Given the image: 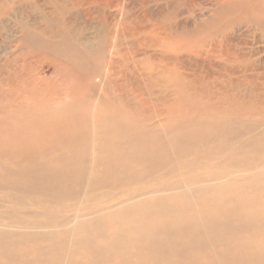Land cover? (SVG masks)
I'll list each match as a JSON object with an SVG mask.
<instances>
[{
    "label": "bare ground",
    "instance_id": "6f19581e",
    "mask_svg": "<svg viewBox=\"0 0 264 264\" xmlns=\"http://www.w3.org/2000/svg\"><path fill=\"white\" fill-rule=\"evenodd\" d=\"M167 2L166 11L127 6L114 17L105 8L121 0L0 4L18 33L0 61V264L114 255L127 264H264V156L246 158L251 149L264 155V140L231 142L243 131L236 125L252 128L264 98L244 36L227 30L264 29V0ZM197 2L209 17L190 19L194 32L170 53L149 52L158 43L150 34L172 32L176 11ZM218 133L235 162H200L203 138ZM189 150L194 158L177 167ZM163 161L172 169L150 178ZM30 240L33 250L17 252ZM78 250L86 261L72 259Z\"/></svg>",
    "mask_w": 264,
    "mask_h": 264
},
{
    "label": "rangeland",
    "instance_id": "374dc122",
    "mask_svg": "<svg viewBox=\"0 0 264 264\" xmlns=\"http://www.w3.org/2000/svg\"><path fill=\"white\" fill-rule=\"evenodd\" d=\"M1 3L3 4L4 0H0V4ZM120 4L123 6L121 7L120 5L117 6L116 4H114L109 10L105 8L106 12H110V16L114 17L118 12L122 11L124 7H127V6H132L133 10L131 11H134L135 15L139 14V11L142 7L147 10H154V11H156L158 8L166 11L169 8V3L167 2V0H159L158 2H147L145 6H143L144 4L139 5L137 3V0H121ZM206 6H207V3L197 2L196 5L194 4L192 9L189 11V13L181 12L178 9V11H176L174 18L171 20V24L174 25V27L172 28V32L170 30L161 29L160 32L158 33L150 34V36H152L154 40H156V42L158 43L154 44L153 46L148 47L149 52H158L162 54L170 53L171 45H174L173 43L175 40H178L179 38H185L186 36L194 32L195 29H193V22H191L190 19H194L195 21H198L200 18L207 19L209 17L210 13L207 11V8H205ZM4 7H6V5H4ZM88 7L94 13L96 12V8H98L97 5H94V4L88 5ZM124 11H126V8L124 9ZM14 22H15V19L12 16L0 17V61L3 58H7V56L10 57L11 49H15L14 42L16 40L18 33L12 29L15 27ZM167 23H170V22L167 21L165 24ZM143 29H148V28H143ZM227 30L238 36H241V37L244 36V40L247 43V46L244 48V52L252 55V57L250 58V61L248 62V65H253V64L258 65V69H254L251 73L255 77H257L256 79L258 80V90L261 91L262 96L264 98V29H254L253 27H250L248 25H240V26L235 25V26H232V29H227ZM179 54H180V57L184 59L188 56V54L182 50L179 52ZM89 59H91L92 61H95V58L93 57H88V60ZM152 62L156 63L159 61L154 59L152 60ZM90 76H91L90 72L83 73L82 75L83 81L85 83L86 82L88 83ZM95 80L97 81L98 79L95 78ZM259 96H260V93H258V97ZM262 104L264 106V102ZM261 110H264V108L259 109L258 111L252 113L250 117L247 119L248 126L252 128L243 129V127H241L240 125H236L237 127H235L232 130L233 132H237L238 130H243V131L237 137V139L231 140V142H237L238 140H241V139L245 140L248 137H253L257 133L259 135L258 140H261V141L264 140L260 138L262 137V132L264 131V111H261ZM257 121H258V124H256ZM243 124H246V122H243ZM232 131H230V133H233ZM223 139H226L223 133L205 136L203 138V142L206 143V148H207L206 157L200 158L199 161L205 164L211 163V162L220 163L224 160H227L229 163H234L235 161L233 160V158L228 156L229 150L231 149L232 144L230 142H223ZM196 146L192 147V151L196 148ZM219 146H224L220 152L218 151ZM52 151L53 150H49L45 158L50 157L51 155L55 153V151L54 153H51ZM192 151L189 150L188 155L186 157L181 158L182 160L176 166L178 167L182 161H187V160L191 161L195 156V154L191 153ZM249 156L257 157L256 161H258V158H262L264 155L261 152L254 151L251 149V151L248 150L246 158ZM256 161L249 160L248 164L253 165L255 164ZM163 162H165L163 163V165L158 166L156 168H152L147 173L150 178L151 176L154 177L156 175H161L164 172L172 169V165H173L172 163L171 164L166 163V161H163ZM223 163H227V162H223ZM198 166L199 164L196 165V168ZM225 169H233V168L229 166V167H225L224 170ZM197 171H199L198 173H200L202 171V168ZM205 171L207 172V174H209L210 172L207 168L205 169ZM180 172H181V169H178L175 172H173V174L177 175ZM148 179L149 178H147L146 180ZM130 187H133V186L131 185ZM68 200L69 199H66L64 203H66V201ZM42 205H40L37 209L42 210L44 208L42 207ZM4 210L5 211L7 210L5 206L0 207V212ZM41 220L42 219H36V222L41 221ZM3 221H4L3 219H0V222H3ZM109 230H110L109 224H106L105 233L108 234ZM39 244L47 245L49 244V242L40 241ZM68 245L69 244L66 241L67 249L69 248ZM36 246H37L36 241L34 242L32 240L23 241L16 245V250L17 252L30 251V250H33L34 247ZM132 250L133 248L130 249V251ZM217 250H219V248H217ZM75 252L76 253H73L71 255L73 260L79 259L81 261H86V257L83 256V251L78 250ZM17 259L20 261L19 257H17ZM0 262H5V258H2L1 255H0ZM125 262H127L126 259L122 260L117 255H114V256H111L109 260L102 261L100 263L101 264H127Z\"/></svg>",
    "mask_w": 264,
    "mask_h": 264
}]
</instances>
